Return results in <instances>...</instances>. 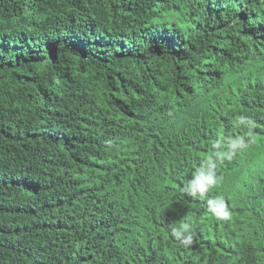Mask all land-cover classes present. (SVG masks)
<instances>
[{
	"label": "trees",
	"instance_id": "16d2710c",
	"mask_svg": "<svg viewBox=\"0 0 264 264\" xmlns=\"http://www.w3.org/2000/svg\"><path fill=\"white\" fill-rule=\"evenodd\" d=\"M0 264H264V0H0Z\"/></svg>",
	"mask_w": 264,
	"mask_h": 264
},
{
	"label": "clouds",
	"instance_id": "9594fccd",
	"mask_svg": "<svg viewBox=\"0 0 264 264\" xmlns=\"http://www.w3.org/2000/svg\"><path fill=\"white\" fill-rule=\"evenodd\" d=\"M213 1L214 0H196L198 5H200L201 3L202 4H205V3L209 4V3H212ZM218 15L215 17L218 18ZM233 16H234L233 19L228 18V20H227L224 18L222 20V22L227 21L229 24H234L235 20L238 21L242 18V11L240 10V12L238 14H234ZM218 40H220L221 42H225L227 40V38H222V39H218ZM213 184H217V179L215 180L212 175H208V176H203L202 174L197 175L196 179L191 182L192 194L195 195L196 192H200L201 194H204L208 190V186L213 185ZM183 191H184V189H183ZM220 202L221 203L219 205H217L215 200H210L209 201V210L212 211L214 214L222 216L223 218H228L230 214L226 210V206L223 204L222 198H220ZM205 206L206 205H204V207ZM218 208H221L224 210L218 211ZM182 227L186 228L187 225H183Z\"/></svg>",
	"mask_w": 264,
	"mask_h": 264
}]
</instances>
